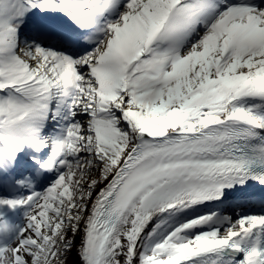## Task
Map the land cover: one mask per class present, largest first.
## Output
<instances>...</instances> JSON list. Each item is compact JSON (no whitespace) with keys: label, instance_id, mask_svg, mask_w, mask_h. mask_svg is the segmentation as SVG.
<instances>
[{"label":"snow or ice","instance_id":"6c2138e0","mask_svg":"<svg viewBox=\"0 0 264 264\" xmlns=\"http://www.w3.org/2000/svg\"><path fill=\"white\" fill-rule=\"evenodd\" d=\"M0 264H264V0H0Z\"/></svg>","mask_w":264,"mask_h":264}]
</instances>
